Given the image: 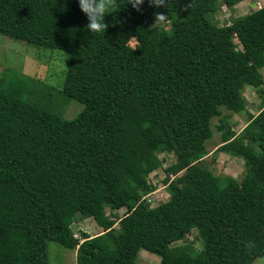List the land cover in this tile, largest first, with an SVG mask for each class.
Returning <instances> with one entry per match:
<instances>
[{
	"label": "trees",
	"instance_id": "16d2710c",
	"mask_svg": "<svg viewBox=\"0 0 264 264\" xmlns=\"http://www.w3.org/2000/svg\"><path fill=\"white\" fill-rule=\"evenodd\" d=\"M241 1L105 0L107 28L90 33L78 0H0L1 35L69 54L58 86L0 71V264H51L50 241L75 249L76 264H136L141 250L158 264L264 257V5L216 20ZM231 113L247 115L238 133ZM220 116L212 159H243L240 180L204 162ZM167 155L168 198L150 207L149 175ZM78 216L103 233L80 243Z\"/></svg>",
	"mask_w": 264,
	"mask_h": 264
},
{
	"label": "rangeland",
	"instance_id": "374dc122",
	"mask_svg": "<svg viewBox=\"0 0 264 264\" xmlns=\"http://www.w3.org/2000/svg\"><path fill=\"white\" fill-rule=\"evenodd\" d=\"M260 4V0L258 2H253V0H244L232 7L221 6L219 11L216 13V20H218L220 24H229L234 18L243 16L255 10L256 5L259 6ZM165 23L166 22L161 20L157 21V24L159 25H163ZM235 41L237 42V40L234 39V42ZM136 43V38H131L129 40V44L133 47ZM68 59L69 54L63 51L44 49L0 34V71L10 70L9 72H19L28 76L29 78L31 77L47 84L58 86L63 80L62 73L63 70L65 71L66 69V63L68 62ZM261 71L264 77V68L261 69ZM244 94L246 95L248 101L247 109L250 113L257 114V112L260 110L259 103L261 99L255 95V91L249 87L245 88ZM49 97L50 96H48L46 100L50 99ZM51 99L52 104L58 103V100H55L56 98L52 97ZM71 102L74 105L80 106V109L82 108V105L77 103L75 100H72ZM67 106L68 110L66 112L68 114L65 113L67 116L66 118H72L74 115H76H72V113L75 111H72L74 106ZM246 121L247 115L244 113H231V116L229 117V123H235L233 127V131L235 133H238L239 130L242 129ZM211 123L213 135L206 141L208 154L204 159V162H206L217 175H231L237 180H240L245 173L243 159L223 153L217 154L215 160L212 159L214 156L212 152L215 151L220 145L221 136L224 130V127L219 128V126L223 124L222 116L213 118ZM160 156H162V154ZM173 162L174 160L168 156L166 160H164L162 167L154 170L149 175V180L152 182L151 184L155 185L156 187L153 192L148 194L152 206L159 205L168 198L167 187H163L161 180L165 176L164 168ZM105 210L106 213L111 216L110 212L112 211L110 208L107 207ZM116 213L117 217L122 216L125 213V208L118 209ZM115 226L117 227L118 224L116 223ZM71 228L74 232V235H76L78 238L82 237L83 232L91 236L103 233L102 227H100L91 217L82 218L78 216ZM193 236L194 231L187 235V240H193ZM139 254L140 255L136 264H158V261H160L159 256L151 254L145 250H141ZM48 255L51 264H76V250L65 248L56 241H50L48 243ZM252 264H264V257L256 258Z\"/></svg>",
	"mask_w": 264,
	"mask_h": 264
},
{
	"label": "clouds",
	"instance_id": "9594fccd",
	"mask_svg": "<svg viewBox=\"0 0 264 264\" xmlns=\"http://www.w3.org/2000/svg\"><path fill=\"white\" fill-rule=\"evenodd\" d=\"M244 1V0H243ZM259 0H254L253 2H258ZM126 2V3H131L133 7H137L143 3V0H122V3ZM151 3H154L156 6H160L164 3V0H150ZM79 3V7L81 9V11L87 16L89 23L86 25L87 30L90 33H94V32H105L106 28H107V24L105 23V14L109 13L105 11V0H78ZM260 5L257 6L256 8H261L264 5V0H260ZM251 4V3H250ZM252 6V5H250ZM255 8V9H256ZM162 16V15H161ZM160 16H158L159 18ZM157 18V19H158ZM256 95V94H255ZM245 126V125H244ZM244 126L242 127V129L244 128ZM241 130V129H240ZM239 130V131H240ZM244 162V161H243ZM166 175L164 176V178L161 180V183L163 184V187H167L168 183H164L163 180L165 179ZM170 180H172L175 175L171 174L170 176ZM156 189V188H155ZM154 191V190H153ZM152 191V192H153ZM167 192V191H166ZM151 193V192H150ZM168 194V193H167ZM149 195L147 194L146 197L149 199L148 197ZM149 204L150 207H154L151 205V200L149 199ZM157 206V205H156ZM125 208V207H123ZM121 209V208H120ZM126 211V210H125ZM89 218V217H86ZM92 218V217H91ZM77 219V218H76ZM94 219V218H93ZM74 223V222H73ZM72 223V224H73ZM71 224V226H72ZM73 231V230H72ZM74 234V232H73ZM76 238H78L76 235H74ZM80 243L82 241H84V238L81 237L79 238ZM150 253V252H149ZM148 254V253H147ZM153 254V253H151ZM150 254V255H151ZM156 255V254H154ZM153 256V255H152ZM160 258V257H159ZM159 262V261H158Z\"/></svg>",
	"mask_w": 264,
	"mask_h": 264
}]
</instances>
